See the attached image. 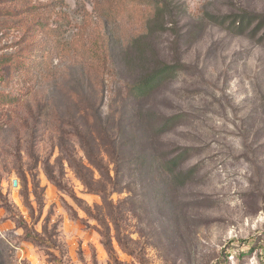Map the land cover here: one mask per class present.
Returning <instances> with one entry per match:
<instances>
[{
	"label": "rangeland",
	"instance_id": "1",
	"mask_svg": "<svg viewBox=\"0 0 264 264\" xmlns=\"http://www.w3.org/2000/svg\"><path fill=\"white\" fill-rule=\"evenodd\" d=\"M0 264H264V0H0Z\"/></svg>",
	"mask_w": 264,
	"mask_h": 264
},
{
	"label": "trees",
	"instance_id": "2",
	"mask_svg": "<svg viewBox=\"0 0 264 264\" xmlns=\"http://www.w3.org/2000/svg\"><path fill=\"white\" fill-rule=\"evenodd\" d=\"M174 69V66L166 65L158 71H152L139 83L132 86V92H139L140 94L148 93L156 85L157 81L161 79L162 75H171L173 74Z\"/></svg>",
	"mask_w": 264,
	"mask_h": 264
},
{
	"label": "water",
	"instance_id": "3",
	"mask_svg": "<svg viewBox=\"0 0 264 264\" xmlns=\"http://www.w3.org/2000/svg\"><path fill=\"white\" fill-rule=\"evenodd\" d=\"M14 185L17 186V183L15 182Z\"/></svg>",
	"mask_w": 264,
	"mask_h": 264
}]
</instances>
